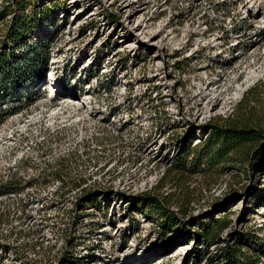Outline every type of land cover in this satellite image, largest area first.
<instances>
[{
    "label": "rangeland",
    "instance_id": "obj_1",
    "mask_svg": "<svg viewBox=\"0 0 264 264\" xmlns=\"http://www.w3.org/2000/svg\"><path fill=\"white\" fill-rule=\"evenodd\" d=\"M26 13L48 54L32 89L0 86V180H23L0 195L6 264H207L246 233L264 246V166L194 154L248 90L264 108V0H30ZM51 171L85 182L38 177ZM143 191L175 226L135 204ZM223 217L210 244L202 229Z\"/></svg>",
    "mask_w": 264,
    "mask_h": 264
},
{
    "label": "trees",
    "instance_id": "obj_2",
    "mask_svg": "<svg viewBox=\"0 0 264 264\" xmlns=\"http://www.w3.org/2000/svg\"><path fill=\"white\" fill-rule=\"evenodd\" d=\"M30 0H5L2 6H0V22L4 20L8 14H10L9 20H7L5 30L0 33V67L6 66V69L1 70L3 72L0 75V86L4 84H9L14 81V85L8 89L9 92H19L24 93L27 90L21 91L23 88L21 86H29L30 89L33 88V82L37 79L36 75L29 77L28 74L37 71L38 68L43 67L45 70L47 61L44 54H48L47 45L43 43L47 40L37 42L34 40L33 43L30 41L32 37V31L38 26V20L36 17L28 19L27 7ZM25 46L28 49L30 55L27 58L19 59L16 57L17 50H21ZM42 50H46L45 53ZM33 74V73H31ZM19 80V85H15V81ZM260 87L264 93V81L258 80L252 89ZM5 90V86L1 87ZM247 92L246 96L240 101L238 110L234 109V112L224 119L222 124L214 125L210 136L206 140V144L200 147V143H197V147L194 148L195 157H204L208 162L219 161L225 162L233 154L241 156V160L247 159L250 162V166L256 168L259 166H264V108L259 109L252 99L249 98ZM17 107L15 106L11 112L15 111ZM9 111L2 107L0 104V125L6 118ZM200 142V141H199ZM199 147V148H198ZM193 159L191 161L186 157L185 164L187 166H196L198 160ZM200 162V161H199ZM183 163L182 159H179V163ZM190 167L189 169H191ZM201 170L199 167L195 168L194 171ZM51 176V179H57L65 183H73L75 185H80L85 182V178L82 176H72L66 177L62 175H55L53 171L47 173L46 175H39L43 178V181L47 180ZM34 178L30 179L28 182L33 183ZM42 181V182H43ZM22 178L17 174H11L10 177L6 179L2 178L0 180V195H8L10 193H15L19 191L22 185ZM34 183H39L34 182ZM41 183V182H40ZM63 193H66L63 191ZM94 193H89L84 199L87 201L93 199ZM82 195H78L75 200V204H81L83 199ZM85 200V201H86ZM86 201V202H87ZM145 203L147 206V213L153 212L158 214V217L162 219L165 229H169L176 225L177 220L174 219L172 213H170L168 207L164 204V199L156 194H151L148 191H143L136 195L135 204ZM226 219L220 218L216 219L211 224H206L202 229L201 235L209 241L210 244L217 242L219 238L220 229L226 226ZM186 228V227H185ZM255 240L249 234H241L240 241L235 245H230L225 248L223 256L219 261L211 258L207 264H264L260 256H264V246L256 247L252 245ZM4 244L0 241V246ZM251 248L243 251L245 245H250ZM256 244V243H254ZM258 244V243H257ZM259 246V245H258ZM1 249V247H0ZM251 250V251H250ZM209 259V258H208ZM207 259V260H208ZM221 260V261H220ZM0 264H6L4 261L3 253L0 252Z\"/></svg>",
    "mask_w": 264,
    "mask_h": 264
},
{
    "label": "bare ground",
    "instance_id": "obj_3",
    "mask_svg": "<svg viewBox=\"0 0 264 264\" xmlns=\"http://www.w3.org/2000/svg\"><path fill=\"white\" fill-rule=\"evenodd\" d=\"M68 98V102H71L72 104L77 102V100L75 98H73L72 96H66Z\"/></svg>",
    "mask_w": 264,
    "mask_h": 264
}]
</instances>
